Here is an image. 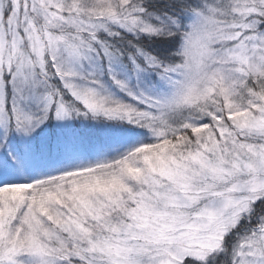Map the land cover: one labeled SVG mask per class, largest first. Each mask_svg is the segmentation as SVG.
Returning a JSON list of instances; mask_svg holds the SVG:
<instances>
[{
  "label": "snow or ice",
  "instance_id": "snow-or-ice-1",
  "mask_svg": "<svg viewBox=\"0 0 264 264\" xmlns=\"http://www.w3.org/2000/svg\"><path fill=\"white\" fill-rule=\"evenodd\" d=\"M0 264H264V0H0Z\"/></svg>",
  "mask_w": 264,
  "mask_h": 264
}]
</instances>
